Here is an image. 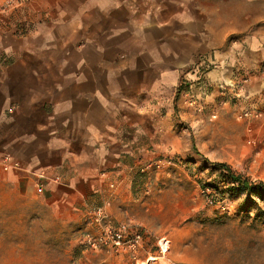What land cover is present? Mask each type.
Returning <instances> with one entry per match:
<instances>
[{"label":"crops","instance_id":"crops-1","mask_svg":"<svg viewBox=\"0 0 264 264\" xmlns=\"http://www.w3.org/2000/svg\"><path fill=\"white\" fill-rule=\"evenodd\" d=\"M198 62L249 74L264 117V0H47L0 23L4 180L66 222L126 217L155 180L161 107Z\"/></svg>","mask_w":264,"mask_h":264},{"label":"rangeland","instance_id":"rangeland-1","mask_svg":"<svg viewBox=\"0 0 264 264\" xmlns=\"http://www.w3.org/2000/svg\"><path fill=\"white\" fill-rule=\"evenodd\" d=\"M42 2L0 0V23L8 27ZM210 65H194L161 107L156 129L164 137L156 138L154 171L144 173L155 180L134 187L138 200L124 218L105 209L100 223L95 212L58 219L9 186L0 165V264H264V215L255 217L264 197L236 182L264 185L262 108L247 100L249 74L209 75ZM124 225L141 230L142 240L131 232L119 238Z\"/></svg>","mask_w":264,"mask_h":264},{"label":"built area","instance_id":"built-area-1","mask_svg":"<svg viewBox=\"0 0 264 264\" xmlns=\"http://www.w3.org/2000/svg\"><path fill=\"white\" fill-rule=\"evenodd\" d=\"M255 117H257V113L254 114V113H250V112H245L244 114H242V118H245V119H254ZM5 170H7V166L5 167ZM56 180H59V178H56ZM112 187H114V185ZM105 213H106L105 208L103 206H100L99 208H97L95 211V221L97 223H100L105 218V216H106ZM122 232H124V233L131 232L134 235V240L136 242L142 240V237H143L141 230H139L137 228L132 229V230H127V227L125 225L122 226L119 234L117 235L119 238L122 237Z\"/></svg>","mask_w":264,"mask_h":264},{"label":"trees","instance_id":"trees-1","mask_svg":"<svg viewBox=\"0 0 264 264\" xmlns=\"http://www.w3.org/2000/svg\"><path fill=\"white\" fill-rule=\"evenodd\" d=\"M219 167H221L222 169L227 171V173H230V175L233 176V172L231 171V168L229 166L225 164H220ZM236 182L239 185V189H241L242 191H247L252 195H260L264 197V185L263 184L255 185L246 179L238 180ZM260 215H264V212L261 210V208H257L255 217H260Z\"/></svg>","mask_w":264,"mask_h":264}]
</instances>
